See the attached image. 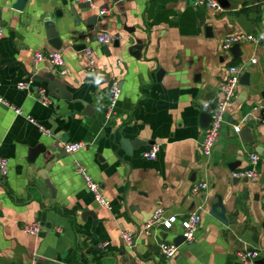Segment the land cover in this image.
I'll use <instances>...</instances> for the list:
<instances>
[{
  "label": "crops",
  "instance_id": "crops-1",
  "mask_svg": "<svg viewBox=\"0 0 264 264\" xmlns=\"http://www.w3.org/2000/svg\"><path fill=\"white\" fill-rule=\"evenodd\" d=\"M17 1L0 0V96L23 111L19 115L0 103L1 155L10 163L9 174L0 177V264H242L236 253L245 250L264 259V184L235 182L232 176L249 166L251 153L260 156L257 170L264 173V45L247 42L236 54L221 47L226 36L243 31L242 17L254 35L264 37V0H221V12L195 0H95L90 9L75 0H26L22 10L13 7ZM86 13L98 15V21L90 24ZM48 21L64 42V75L47 57L58 51L47 38ZM105 33L119 36V45L100 43L97 37ZM137 40L143 42L140 58L127 51ZM87 49L95 72L89 70ZM37 53L45 55L42 60L35 59ZM231 65L251 71V84L240 85L206 159L199 151L207 128L204 108L216 107ZM50 73L66 97L49 94L52 103L45 106L39 90L49 93ZM23 81L32 86L19 88ZM114 81L121 95L112 109ZM56 139L85 146L47 164L34 151ZM122 140L141 143L129 153ZM155 145L157 156L146 158ZM76 163L100 184L109 209L95 202ZM200 181L209 188L194 196L192 187ZM218 195L227 225L210 214ZM159 207L178 221L170 230L140 233ZM87 211L97 220L83 218ZM195 211L201 223L194 242L183 244L174 258L163 257L159 244L183 235L181 221ZM36 222L43 225L39 235L24 232V225ZM124 231L134 235V248L122 239ZM61 254H67L65 260L53 263Z\"/></svg>",
  "mask_w": 264,
  "mask_h": 264
},
{
  "label": "built area",
  "instance_id": "built-area-1",
  "mask_svg": "<svg viewBox=\"0 0 264 264\" xmlns=\"http://www.w3.org/2000/svg\"><path fill=\"white\" fill-rule=\"evenodd\" d=\"M95 0H75L76 3H90L91 5ZM195 4L199 7H206L207 9L221 12L223 11V7L220 3V0H195ZM101 15L107 14V10H101ZM3 33V28L0 23V34ZM98 41L102 44L108 45L120 39V37H116L115 35H111L108 33L101 34L98 37ZM264 39L262 36H256L254 34H248L244 31L231 33L226 36L222 42V50L230 51L236 45H242L247 42L261 43V40ZM87 59L89 61V70L91 72H95V62L93 58V52L90 49L86 50ZM45 55L42 53H37L35 55V59L40 61L43 59ZM47 57L50 59L54 68L60 69V73L62 75L67 73V70L64 68V58L63 54L60 51H52L47 54ZM252 63L256 62V59L251 61ZM245 71L244 65H231L227 70V76L220 83V90L222 93L221 99L217 103L216 107L213 109L211 113V121L209 126L206 128L204 137L199 145V151L201 157L206 159L211 158L215 149L216 144L219 141L221 130L224 124L225 114L236 97L237 91L240 87V79ZM19 88L29 89L32 85L29 82H20L18 84ZM111 107L115 108L120 95L121 89L117 81L112 83L111 89ZM39 102L45 106H48L52 103V98L49 95L48 91L45 88H40L39 90ZM0 103H3L13 109L17 114H23L21 109L15 108L10 105L3 97L0 96ZM113 110H111V113ZM27 119L37 125L40 126L43 133L50 136L51 132L41 125H39L33 118L27 117ZM235 131L239 132L240 127H235ZM85 145L82 142H62V147L65 149L67 153L74 154L81 150ZM160 149V145L153 146L149 151L145 153V157L148 159H154L157 156V153ZM261 158L259 155L255 153L249 154V166L245 169L236 171L232 174V176L236 179H246L254 184L261 183V175L257 170V166L260 162ZM76 172L81 175L87 188L93 194L95 202L103 208H110V203L103 195L102 188L98 182H96L87 172L86 168L81 163H76ZM10 172V163L7 158L1 155V147H0V177H6ZM209 188V184L206 181H200L193 185L191 193L196 196L206 191ZM262 207L264 209V185L261 196ZM178 221L177 216H166L165 210L162 207H159L153 214L152 218L147 221L143 228L140 229V233L144 235L150 236L155 228H164L165 230H170L172 226ZM183 226V235L186 238V243L191 244L194 242L196 238L197 231L199 230V226L201 223V216L199 212H191L186 217L182 219ZM24 232L30 235H39L43 230V225L41 223H32L26 224L23 226ZM61 231L60 229L58 230ZM122 239L125 243L132 249L135 246V237L132 233L124 231L122 233ZM108 243H104L103 247H106ZM179 251V247L174 243H166L161 242L159 244V253L165 258H174ZM236 257L238 261L242 264H254L255 261L259 258V252L256 250H245L236 253Z\"/></svg>",
  "mask_w": 264,
  "mask_h": 264
},
{
  "label": "water",
  "instance_id": "water-1",
  "mask_svg": "<svg viewBox=\"0 0 264 264\" xmlns=\"http://www.w3.org/2000/svg\"><path fill=\"white\" fill-rule=\"evenodd\" d=\"M116 2H119L120 0H115ZM26 0H18L13 7L15 9L18 10H22L25 6ZM221 5H223L222 1L220 0ZM92 7V5L90 3H81L79 5V8L81 9H90ZM90 24H95L98 21V15H91V13H86V15ZM103 17H105V15H103ZM244 18L242 17V19L239 21L243 31L245 33L248 34H254V28L251 25H247L243 23ZM46 35L47 38L49 40L50 45L55 49V50H62L63 49V45L64 42L63 40L60 38L59 33L56 30V26L55 23H53L52 21H48L46 23ZM125 30L128 32H133L134 29L130 28V27H125ZM116 45H119V40L115 41ZM261 44L264 45V39L261 40ZM80 51H83L86 46L85 45H81L79 47ZM239 48L240 45H236L232 48V52L233 53H238L239 52ZM128 52L131 53L132 55H134L136 58H140L141 57V51L143 49V42L141 40H137V45L136 46H128L127 48ZM134 49H137V51L135 52ZM161 74H163V71L160 70L158 76L160 77ZM45 78L48 80V90H49V94L51 96H57V97H66V94L64 92V86L62 85V83L59 81L58 77L54 74V73H50L48 75L45 76ZM250 78H251V71H246L245 73H243V75L241 76L240 79V84L242 86H246L249 87L250 86ZM211 113L212 110L211 109H207L204 108V114L202 116L203 118V126L208 127L209 123L211 121ZM62 142L60 141V139H56L55 142L53 144H41L39 145L34 153L36 155H43L44 160L47 162V164H53L52 162L55 159H62L64 157H66L67 152L65 151V149L62 147ZM141 141L137 140V141H133V142H129L127 140H122V145L124 146V148L130 153L132 151V149L134 147H136L138 144H140ZM51 166V165H50ZM49 167H47L46 169L48 170ZM231 170H235L232 165L230 166ZM44 177L46 178V172L43 173ZM238 179H235L234 181L236 182ZM261 183L264 184V173L262 174L261 177ZM46 184L49 187V189L52 191V194H55V188L52 185V183L50 182V180L48 178H46ZM98 206V205H97ZM210 214L213 215L214 217H216L217 219H219L222 223H224L225 225L228 224V219H227V209L226 207L223 205V199L221 196H216L212 201H211V209H210ZM92 216L95 220H97V215L95 214L94 211H87L85 213L82 214V217L85 218V216ZM186 243V238L184 237V235H180L179 237H177L174 240V244L177 245L179 248L183 246V244ZM68 254V253H67ZM67 254H61L59 256H57L55 259H53V263H59V262H63L65 260V257L67 256ZM181 255H184V252L181 253ZM254 264H264V259L261 260H256Z\"/></svg>",
  "mask_w": 264,
  "mask_h": 264
}]
</instances>
